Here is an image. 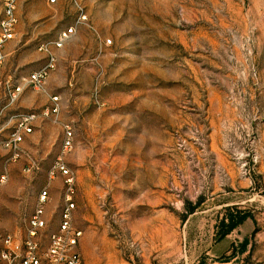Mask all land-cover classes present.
Listing matches in <instances>:
<instances>
[{
    "label": "rangeland",
    "instance_id": "374dc122",
    "mask_svg": "<svg viewBox=\"0 0 264 264\" xmlns=\"http://www.w3.org/2000/svg\"><path fill=\"white\" fill-rule=\"evenodd\" d=\"M81 2L89 25L57 50L46 91L18 101L39 116L24 145L35 165L0 157L3 227L24 237L47 188L46 234L57 230L61 160L85 264H264V0ZM16 11L4 72L22 80L77 12L70 0H18ZM51 96L60 111L45 117Z\"/></svg>",
    "mask_w": 264,
    "mask_h": 264
},
{
    "label": "built area",
    "instance_id": "2783aa9c",
    "mask_svg": "<svg viewBox=\"0 0 264 264\" xmlns=\"http://www.w3.org/2000/svg\"><path fill=\"white\" fill-rule=\"evenodd\" d=\"M4 13L0 21V122L6 120L7 135L0 139V157L3 155L8 162H17L27 159L31 169L35 161L27 154L24 145L27 138L34 133L38 114L35 112H18L17 104L26 90L33 88L39 92L46 91L49 76L58 66L57 50L63 49L78 31L79 26L89 25V16L81 0H70L77 17L73 24L63 28L53 40L42 42L38 50L45 55L46 62L22 80L13 74H6L5 49L7 44L16 37L18 24V0H0ZM57 0H50L55 3ZM111 40H109V43ZM52 104L42 115L45 117L57 116L60 111V100L51 96ZM73 143V132L67 127V138L64 148L69 149ZM58 171L65 177L66 192L64 206L61 210L58 228L51 234H46L50 220L47 209L50 204V192L45 188L40 192L34 212L27 221L24 237L7 231L0 220V264H85L82 254L78 250L81 230L73 226L74 179L70 170L59 160L52 170V175ZM7 181V176L0 177V190Z\"/></svg>",
    "mask_w": 264,
    "mask_h": 264
},
{
    "label": "trees",
    "instance_id": "16d2710c",
    "mask_svg": "<svg viewBox=\"0 0 264 264\" xmlns=\"http://www.w3.org/2000/svg\"><path fill=\"white\" fill-rule=\"evenodd\" d=\"M246 215H244L242 218H241V220L242 221H244V219H246ZM239 223H241V222H239ZM239 223H236V224H233L230 228H229V230L227 231V232H225L223 235H221L220 236V239H222V238H224L226 235H228L229 233H231L238 225H239Z\"/></svg>",
    "mask_w": 264,
    "mask_h": 264
},
{
    "label": "crops",
    "instance_id": "0c3cea01",
    "mask_svg": "<svg viewBox=\"0 0 264 264\" xmlns=\"http://www.w3.org/2000/svg\"><path fill=\"white\" fill-rule=\"evenodd\" d=\"M235 230V229H234ZM233 230V231H234ZM233 231L231 232V233H229L228 235H226L224 238H222V243H225V242H227L228 240V238H230V237H232V233H233ZM224 241V242H223ZM235 241V245H237V242H236V240H234ZM241 243L243 242L242 240L240 241ZM228 243V242H227ZM229 244H232V242H229ZM227 245V244H226Z\"/></svg>",
    "mask_w": 264,
    "mask_h": 264
}]
</instances>
